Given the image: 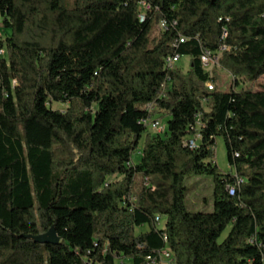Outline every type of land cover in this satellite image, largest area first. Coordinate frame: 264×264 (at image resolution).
Returning <instances> with one entry per match:
<instances>
[{
	"label": "trees",
	"instance_id": "obj_1",
	"mask_svg": "<svg viewBox=\"0 0 264 264\" xmlns=\"http://www.w3.org/2000/svg\"><path fill=\"white\" fill-rule=\"evenodd\" d=\"M2 31L0 264H264V0H0ZM203 176L211 213L187 208Z\"/></svg>",
	"mask_w": 264,
	"mask_h": 264
},
{
	"label": "rangeland",
	"instance_id": "obj_2",
	"mask_svg": "<svg viewBox=\"0 0 264 264\" xmlns=\"http://www.w3.org/2000/svg\"><path fill=\"white\" fill-rule=\"evenodd\" d=\"M5 33L2 31L0 32V40L4 39ZM178 68H181L184 72L187 71L189 67V62L186 57H182L180 61L176 65ZM225 84L230 83V79L227 76H224ZM260 85H264V76L260 78L257 82L253 84H245L244 87L246 88H252L253 90L260 89ZM54 110H64L66 108L65 105L61 104H53L51 106ZM163 125V130L166 129L165 120H161ZM163 134V132H161ZM137 161V158H134V162ZM215 164L217 168L225 174H234V170L228 166L227 164V158H226V151L224 143L221 139L216 140L215 144ZM119 178H116L115 180H118ZM111 181H114L111 179ZM187 186L189 187V191L187 194V208L189 211L193 212H206L211 213L213 210V187H212V179L210 177H195L187 180L186 182ZM160 228L164 227V220L162 219L161 223L159 224ZM139 232H145L142 229H138L137 233ZM228 230H226L221 238L220 241H222L226 235ZM116 264H130L129 261L120 260Z\"/></svg>",
	"mask_w": 264,
	"mask_h": 264
},
{
	"label": "built area",
	"instance_id": "obj_3",
	"mask_svg": "<svg viewBox=\"0 0 264 264\" xmlns=\"http://www.w3.org/2000/svg\"><path fill=\"white\" fill-rule=\"evenodd\" d=\"M140 7H141V11L138 15V19L139 21H143L145 18V13L146 11L149 10V6L148 4H146L145 2H141L140 3ZM160 28L164 29L165 28V23L162 22L160 23ZM225 35V33H224ZM179 43H184V39H179ZM224 50V47L221 48V51ZM4 54V52L2 50H0V56H2ZM202 62H204V68L206 71L210 72L212 67L216 64L217 62V57L212 56L210 53L205 52L202 56H201ZM166 68L168 69V67H175L177 65L178 62H175V55L167 57L166 61ZM207 89L208 90H212L213 89V84H207ZM149 110L152 109V107H148ZM143 124L146 126L147 130L149 132H155V133H161L163 132V125L161 123V121L159 120H148V121H144ZM197 142H198V137H193L187 140L186 145L188 146L189 149H196L197 148ZM238 186V180H236V183L234 186L228 187L227 188V192L230 196H232L235 192V188ZM161 220L159 219V224ZM164 242L166 241V238L163 237ZM158 259L159 264H175L174 259H173V255L172 253H169V250L167 248L159 251L157 253V257L153 258V257H147V264H155V261Z\"/></svg>",
	"mask_w": 264,
	"mask_h": 264
},
{
	"label": "water",
	"instance_id": "obj_4",
	"mask_svg": "<svg viewBox=\"0 0 264 264\" xmlns=\"http://www.w3.org/2000/svg\"><path fill=\"white\" fill-rule=\"evenodd\" d=\"M24 239L32 240L35 244L40 245H57L59 243V237L56 234L55 228L52 226L48 231L39 235L21 236Z\"/></svg>",
	"mask_w": 264,
	"mask_h": 264
},
{
	"label": "bare ground",
	"instance_id": "obj_5",
	"mask_svg": "<svg viewBox=\"0 0 264 264\" xmlns=\"http://www.w3.org/2000/svg\"><path fill=\"white\" fill-rule=\"evenodd\" d=\"M179 57H177V56H175V62H179ZM201 61H202V59H201ZM203 63V66H204V62H202ZM173 67H168V69H172Z\"/></svg>",
	"mask_w": 264,
	"mask_h": 264
},
{
	"label": "crops",
	"instance_id": "obj_6",
	"mask_svg": "<svg viewBox=\"0 0 264 264\" xmlns=\"http://www.w3.org/2000/svg\"><path fill=\"white\" fill-rule=\"evenodd\" d=\"M143 231L145 230V231H147V228L146 227H143V228H141Z\"/></svg>",
	"mask_w": 264,
	"mask_h": 264
}]
</instances>
